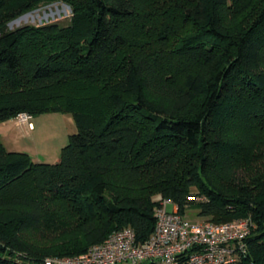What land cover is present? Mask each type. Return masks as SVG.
I'll return each mask as SVG.
<instances>
[{
  "label": "trees",
  "instance_id": "obj_1",
  "mask_svg": "<svg viewBox=\"0 0 264 264\" xmlns=\"http://www.w3.org/2000/svg\"><path fill=\"white\" fill-rule=\"evenodd\" d=\"M12 1L0 124L61 112L77 132L56 164L0 135V264L76 257L126 228L143 243L157 196L215 223L251 218L231 264H264V0H55L69 27L10 30Z\"/></svg>",
  "mask_w": 264,
  "mask_h": 264
},
{
  "label": "built area",
  "instance_id": "obj_2",
  "mask_svg": "<svg viewBox=\"0 0 264 264\" xmlns=\"http://www.w3.org/2000/svg\"><path fill=\"white\" fill-rule=\"evenodd\" d=\"M30 116L21 113L20 123ZM156 227L143 243L136 240L135 231L126 228L112 234L76 257L49 259L46 264H231L246 251V240L256 225L251 218L215 223L190 220L179 213L178 205L157 196ZM173 204L170 211L168 205Z\"/></svg>",
  "mask_w": 264,
  "mask_h": 264
},
{
  "label": "rangeland",
  "instance_id": "obj_3",
  "mask_svg": "<svg viewBox=\"0 0 264 264\" xmlns=\"http://www.w3.org/2000/svg\"><path fill=\"white\" fill-rule=\"evenodd\" d=\"M30 1L13 0L10 2L8 6L10 13L8 27L10 30L23 26L41 27L51 24L64 28L72 24L74 15L69 5L55 0H42L33 4ZM25 7L27 8L25 9ZM30 121L34 126L32 129L29 128L28 123L22 125L24 137L18 143L19 146H22V149L19 150L28 153L37 163H58L62 148L69 142V136L77 132L74 117L67 113L46 112L31 117ZM0 131H2L1 125ZM4 140L10 149V144L5 136ZM168 209L171 211L173 204H169ZM185 217L195 221L203 220L199 216V211L193 209L187 210Z\"/></svg>",
  "mask_w": 264,
  "mask_h": 264
},
{
  "label": "crops",
  "instance_id": "obj_4",
  "mask_svg": "<svg viewBox=\"0 0 264 264\" xmlns=\"http://www.w3.org/2000/svg\"><path fill=\"white\" fill-rule=\"evenodd\" d=\"M24 123H19L16 119H11L6 122L1 123L2 131H0L1 140L4 146L9 151H21L22 146H19L18 143L24 137L22 125ZM29 126V125H28ZM30 128V127H29ZM5 134V135H4ZM4 136L7 138L8 144L11 148L9 149L8 146L5 144Z\"/></svg>",
  "mask_w": 264,
  "mask_h": 264
}]
</instances>
